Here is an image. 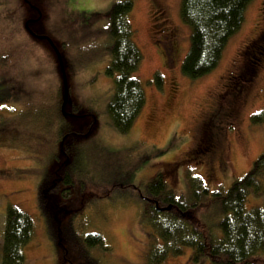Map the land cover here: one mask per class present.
<instances>
[{"label": "rangeland", "instance_id": "obj_1", "mask_svg": "<svg viewBox=\"0 0 264 264\" xmlns=\"http://www.w3.org/2000/svg\"><path fill=\"white\" fill-rule=\"evenodd\" d=\"M12 1L0 0V264L10 206L34 222L26 264H63L67 248L77 264L87 256L99 264H148L151 241L158 242L142 225L139 196L156 175H165L178 200L194 190L188 177L226 193L264 153V123H251L264 112V0L250 4L218 69L195 81L182 72L191 37L180 17L183 0H132L147 105L127 134L108 113L115 77L107 70L110 13L130 0ZM29 19H38L30 28L64 60L66 115L56 52L29 37ZM208 200L192 221L213 220ZM263 205L253 196L248 209ZM91 234L103 238L107 252L84 250ZM190 256L184 249L163 264H191ZM258 260L264 264V256Z\"/></svg>", "mask_w": 264, "mask_h": 264}, {"label": "trees", "instance_id": "obj_2", "mask_svg": "<svg viewBox=\"0 0 264 264\" xmlns=\"http://www.w3.org/2000/svg\"><path fill=\"white\" fill-rule=\"evenodd\" d=\"M252 2L182 1L180 17L191 30L190 49L182 63L185 77L195 81L218 69L230 40L241 31ZM133 8L134 3L130 0L116 4L110 13L112 60L107 74L115 77V92L108 113L115 129L122 134L133 129L147 105L146 93L137 76L144 56L129 20ZM154 79L159 87L163 86L162 75L157 74ZM251 123H264V112L253 116ZM187 184L194 190L192 193L185 192L187 195L184 194L181 200L176 199L162 182L149 188L150 195L159 200L161 206L172 205L173 209L161 213L148 205L144 210L142 225L151 230L158 242L151 241L147 263L163 264L168 257H180L184 249H190L191 264H259L258 259L264 256V205L248 209V202L253 196L264 198V153L250 172L234 182L226 193L211 192L201 181L189 177ZM206 198L213 206L215 217L211 222L206 220L207 223L192 221L199 218L195 212L203 209ZM33 232V220L17 207L10 206L2 264H26L24 251L31 242ZM86 241L84 250L96 247L104 250L100 235L91 234ZM67 250L69 257L64 259L63 264H77L78 257H72L74 254L70 248ZM80 262L82 264L81 258ZM83 264L99 263L87 256Z\"/></svg>", "mask_w": 264, "mask_h": 264}, {"label": "flooded vegetation", "instance_id": "obj_3", "mask_svg": "<svg viewBox=\"0 0 264 264\" xmlns=\"http://www.w3.org/2000/svg\"><path fill=\"white\" fill-rule=\"evenodd\" d=\"M26 2L27 5H30V3L28 2V0H24ZM6 3H8L9 5H12L14 6V2L12 0H6ZM38 19H29L27 22H26V26H25V32L29 35V37H34L35 39H37V36L34 34L33 30L30 28V25L31 24H34L35 22H37ZM171 43L170 47L174 49V55L176 54L177 52V45H176V42H172L171 39L169 40L168 44ZM246 49H250V46H247ZM215 142V140H214ZM211 148H213V145L211 146ZM201 151V150H200ZM197 152V151H196ZM195 154H198V155H201V157H203L204 154H207L209 151L208 149L203 152V153H200V152H197ZM202 152V151H201ZM159 182H162L164 184H166L167 186H169L168 182H166L165 180V175L162 174V173H159L158 175H156L149 183L147 189H146V192L144 195L140 194L139 198H141L140 200L142 201V206L140 205L139 206V209H141L142 211H144L146 209V205L148 206H152V207H155L156 208V205L158 204L159 206H161L160 204V201L156 200L153 198V196L150 195L149 193V188L151 187V185H156V183L158 184ZM57 185V184H55ZM47 186L46 184L44 185V187ZM127 204H130L131 203H128L126 202ZM68 253V252H67Z\"/></svg>", "mask_w": 264, "mask_h": 264}, {"label": "water", "instance_id": "obj_4", "mask_svg": "<svg viewBox=\"0 0 264 264\" xmlns=\"http://www.w3.org/2000/svg\"><path fill=\"white\" fill-rule=\"evenodd\" d=\"M40 39H46L50 44L51 46L54 48L55 52H56V55H57V58H58V61H59V66L61 68V72L63 74V82H64V89H65V97H64V104L62 106V111L64 112L65 111V108L68 104V100H69V93H68V82H67V75H66V68H65V64H64V60L62 58V55L61 53L55 48V46L53 45V43L51 42V40L49 38H46V37H43ZM172 210V206L168 207V208H165V209H159L160 212H169Z\"/></svg>", "mask_w": 264, "mask_h": 264}]
</instances>
